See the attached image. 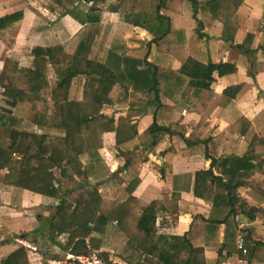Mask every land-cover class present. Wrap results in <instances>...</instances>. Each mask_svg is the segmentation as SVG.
<instances>
[{
	"label": "trees",
	"instance_id": "obj_1",
	"mask_svg": "<svg viewBox=\"0 0 264 264\" xmlns=\"http://www.w3.org/2000/svg\"><path fill=\"white\" fill-rule=\"evenodd\" d=\"M100 1L105 0H32L59 19L68 16L83 27L77 46L68 53L62 44L34 45L28 52L27 66L10 53L0 71L3 184L56 201L52 213L35 212L42 258L86 264L77 258L100 251L105 264H112L107 248L122 235L127 264H208L205 252L210 246H218L219 256L225 258L238 256L249 264L264 263V241L253 240V230L242 229L239 222L240 215L248 221L264 220L262 206H248L242 194L243 188L250 187L253 199L264 197V190L251 184L254 175H264V137L249 118L239 116L218 135L193 141L214 110H232L237 105L243 88L239 84L222 92L214 90L217 77L234 74L239 67L237 63L206 59V51L200 47L209 40L207 30L215 23L222 25L221 38L235 44L239 9L251 0H151L147 11H126L122 23L150 33L148 47L171 55L180 64L177 69L156 65L148 60V54L144 58L120 54L114 38L121 24L104 21L97 5ZM169 14L191 15L198 29L188 38L185 29L173 26ZM23 18L24 10L4 14L0 10V34L10 32ZM41 27L44 24L39 18L30 35H37ZM254 39L255 34L247 33L234 47L252 56L258 50L253 49ZM260 48L264 50V46ZM74 87L81 94L71 99ZM116 90L126 93L127 111L112 118L103 110L116 104ZM129 91L132 95L128 97ZM190 97L196 99L199 121L190 127L192 132L185 142L188 146L202 144L210 166L193 174L174 175L172 200L178 201L182 191L192 189L195 197L211 207L208 217H201L204 227L200 233L179 235L159 225L166 209L163 201L146 202L135 194L140 178L126 183L119 177L128 163L107 174L103 148L110 133L116 145L138 138L139 119L149 114L151 146L161 135H177L158 120V112ZM20 105L35 111L33 127L38 126L41 133L20 129L24 119L15 113ZM241 142L245 145L242 156L226 155ZM66 180L77 184L66 188ZM124 183L128 197L110 198L109 190ZM240 239L248 249L245 254L239 249ZM55 246L64 255L57 253ZM68 254L75 259H67ZM0 264H31L26 246L12 245L6 256H0Z\"/></svg>",
	"mask_w": 264,
	"mask_h": 264
},
{
	"label": "crops",
	"instance_id": "obj_2",
	"mask_svg": "<svg viewBox=\"0 0 264 264\" xmlns=\"http://www.w3.org/2000/svg\"><path fill=\"white\" fill-rule=\"evenodd\" d=\"M263 2L264 0H251L245 2L239 9L238 21L240 25L234 43H242L247 33L255 34L253 49L258 50L255 51L254 55L248 56L237 47H234L235 44H232V42L224 41L221 38L222 25L220 23L213 24V26L207 30L209 35V40L207 42L209 43L207 47L204 44L200 47L206 51V59H210L213 62L237 63L239 67V71L234 74L217 77L216 81L213 83L214 90L222 92L229 86L239 85L237 83L241 81L244 82L241 83L243 88L236 99L237 105L232 110L217 108L208 119V124L203 126L196 133L193 139L194 142L208 135H218L224 127L233 123L239 116L249 118L255 125L257 132L264 137V50L261 48L259 49V47L264 46ZM31 4L33 8L30 7V4L26 0H0V10L2 14L16 10H24L22 22L12 28L10 32L0 34V71L5 57L10 53L16 56L22 66H27L29 64V51L27 52L26 50H28L29 47L34 45L48 47L57 44H62L64 46L66 42L70 40L73 41L74 39L79 41L81 37L83 27L79 24L75 25L72 21H69L67 17L62 19L65 20L67 18L66 22L72 27L71 31H67L65 30L66 28L60 26L57 28L55 24H51L52 26L49 25L39 28L37 30V35H30L29 32L35 25L37 19L40 18L41 21L46 22L53 21L49 19L50 15L39 7L37 3L32 2ZM112 10L114 11L115 9ZM110 14L113 15L112 11H110ZM169 15L172 17L173 26L185 29L188 38L197 30L198 22L191 15ZM118 17L119 14L113 19V21H117L121 24L117 30L120 32L122 29L121 32L123 34L127 33L126 30L128 29L126 28L129 27L125 28L122 25V19ZM133 28L143 33L144 38L148 40V45V42L152 39V35L140 27ZM119 32L117 31V33ZM134 32L136 31H132L129 35ZM128 37H124L123 35L119 38L125 40ZM115 38L118 39V36L115 35ZM117 39L115 41V46L118 49ZM198 45L199 44H196L194 46ZM68 48L72 49V47ZM148 48L149 52H147L146 55L148 54L149 61L153 62L152 59L156 55L155 49L160 51L161 56L158 62L153 63L162 68H179V62L167 52L155 46ZM65 49L67 50V48ZM74 50H71V53H73ZM123 54L131 56L130 53H125L124 51ZM132 56L136 57L134 55ZM120 91L123 92L122 90ZM71 95H73V91H71ZM127 96H131L130 91ZM124 97H126L125 92L122 93L120 99L122 98L121 100H123ZM137 97L141 98L143 95L137 94ZM71 99L73 98L71 97ZM195 103L196 99L190 97L179 104H169L158 112V120L172 127L177 135H161L158 142L151 146L150 140L152 139V135H150V133L148 134L150 123L147 122L146 133L149 137L139 136L124 144L123 146L125 149L120 145H116L115 147L117 150L115 156L107 152L109 153L107 156H109V160L112 164L110 167V174L115 173L119 168L128 163V166L119 174V177L126 183H129L135 178H140L141 184L135 194L146 202H151L153 200L163 201L166 209L162 213V221L159 225L179 235L189 231L193 234L200 233L204 227L201 217H208L211 207L207 201L195 197L192 194V189L191 191H182L178 201L172 200L174 175L193 174L198 170L207 169L210 166V160L205 156V148L202 144L188 146L185 142V138L192 132L190 127L196 125L199 121V116L196 115L194 108ZM115 107L116 106L105 107L103 111L111 117L114 116L113 118H118L119 111H117L118 109ZM121 110H123V112L127 111V109L123 107ZM144 120L145 118L143 121ZM142 123L144 122H141L139 126ZM38 132L41 133L40 130ZM183 134L184 138L181 136ZM140 138H142V140ZM145 143H149L148 147ZM244 152L245 145L241 142L232 152L226 155L231 156L235 154L237 156H242ZM122 159L124 160L123 163H121ZM4 175L5 171L0 170V256H6L10 252L4 251L3 249L6 245H10L11 242H14V244H17V242H23V244L28 242V244L34 248L30 250L27 249L31 264H62L60 261H45L42 258L40 246L38 245L39 237L35 234L38 222L35 220V215L33 214L37 209L44 210L45 214L52 213L56 201H53L50 197L38 195L20 187L3 184ZM147 179L151 183V189L143 186V184H148ZM126 183L109 190L111 191L109 194L110 198L125 200L128 197V193L125 191ZM251 184L264 190V175L260 173L254 175ZM247 188L245 187L242 189V194L245 196L248 206H262L264 209V197L258 195V199H253L248 192H253L254 189L250 187ZM32 218L36 223L33 222L34 220ZM239 222L242 229L253 230V240L264 241V220L256 218L255 220L248 221L243 215H240ZM222 230L220 233V243L223 242ZM120 238L122 241L125 240L124 237L120 235L116 241ZM219 249L218 246L206 248L205 253L208 264H240V257L231 256L225 258L219 256ZM107 251L110 253V260L113 264H127L124 248L117 252L107 248ZM100 255V251H95L93 255L91 254L90 264H102V260L99 258L101 257ZM73 257V255L68 254L66 258L74 259L75 257ZM244 264L249 263L246 262ZM250 264L264 263L255 261Z\"/></svg>",
	"mask_w": 264,
	"mask_h": 264
},
{
	"label": "rangeland",
	"instance_id": "obj_3",
	"mask_svg": "<svg viewBox=\"0 0 264 264\" xmlns=\"http://www.w3.org/2000/svg\"><path fill=\"white\" fill-rule=\"evenodd\" d=\"M26 1L30 4V7L33 8L32 4H31L32 0L31 1L30 0H26ZM151 2H152L151 0H105V1L98 2L97 5L103 11V18H104L105 22L113 21V19H115V17L117 16V14H119L118 18L119 19L121 18L122 19L121 21L123 22V16L122 15L126 11H132V10L144 11V10H147L151 6ZM247 2H249V1H247ZM112 9H115L118 12H116L115 10L113 11ZM110 11H112L113 15L110 14ZM45 12L50 15L49 19H51L53 21L52 22L41 21V24H44V27H47L49 25L52 26L53 24H55L57 28L60 26V27L66 28L65 30H67V31H71L72 27L70 26L69 23L66 22L67 18H69V21H72L75 25H78L77 22H75L72 18H70L68 16H67V18L65 20H63L62 18L59 19L58 17L54 16L53 14H51V13H49L47 11H45ZM114 15H116V16H114ZM122 25L125 28L127 27L124 24H122ZM126 29H128V30H126L127 33L123 34L121 32L122 29H121L120 32H119V30H117L119 33H117V31L115 33L118 36V39L114 38V41H116V39H117V43H118L117 46L119 47L118 48L119 53L123 54V51H124L125 53H130L131 56L134 55L136 57H144L146 55V53L149 52V48H148V45H147V41L148 40L146 38H144L143 33L141 31L136 30L133 27L126 28ZM134 30L136 32H134V33L129 35V33H131ZM123 35H124V37L125 36H127V37L129 36V37L126 38L125 40L119 38V37H122ZM77 43H78V41L75 40V39L73 41L70 40V41L66 42V45H64V48H67L66 51L68 53H71V50L72 51L74 50V48L76 47ZM204 43H205V45L207 47L209 42L205 41ZM68 47H72V49H70ZM29 50H30V47L26 51L28 52ZM154 51H156V55L153 57L152 61L153 62H158L159 61V57L161 56L160 51L159 50L157 51L155 49H154ZM243 82L244 81H241V82H239L237 84H241ZM54 83L55 82H54V74H53L52 75V84L54 85ZM76 88L77 87H74L73 90H72L73 91V95H71L72 98L80 97L81 92L78 89H76ZM122 93L123 92H121L120 90H116V92L114 94L115 101H116V104L114 106H116L115 108L118 109L117 111H119V113H118L119 116L123 112V110H121V108L123 107L124 109H126V105H127L125 100H121L122 98L120 99V96L122 97ZM131 95H132V93H131ZM117 99H119V100H117ZM114 106H112V107H114ZM15 113L19 117H22L24 119L22 125L20 126V129L39 131V130H37V129H39L38 126L37 127H33L34 124L32 123V118H33V115H34L35 111L31 110L30 107H27V106H24V105H20V106L17 107ZM124 113H126V111ZM144 118H145V120L143 121ZM151 119H152L151 115H147V116H144V117L139 119V124L141 122H144V123H142L139 126V133H140L139 136L149 137V135H147V133H146L147 132V122L150 123L149 126L151 127ZM148 134H149V131H148ZM140 139L142 140V138H140ZM151 141L152 140H150V142ZM33 144H35V142ZM105 144L106 145L103 148L104 161H105V166L107 167V174H110V172H111V170H110L111 168L110 167L112 166V164H111V162L109 160V156H107V155H109V153H110L112 156H115L116 150H117V148L115 147L116 143L114 141V134L113 133H110V134L106 135ZM145 145L148 147L149 143H145ZM120 146L123 149H125V147L123 145H120ZM107 152H109V153H107ZM123 162H124V160L122 159L121 163H123ZM147 181H148V179H147ZM76 184L77 183L74 180H66L65 181V187L69 188V189H72ZM143 186L145 188L148 187V189L152 188L151 183L149 181H148V184H143ZM110 193H111V191H109V194ZM112 197H113V195H112ZM42 211H43V213H45L44 210L37 209V210H35L33 212V214L35 215V212H42ZM35 220H36V218H35ZM35 220L33 222L36 223ZM12 244H14V242H11L10 245H6L3 250L9 252L11 250V248H12ZM17 244L25 245L26 248L29 249V250L30 249H34L33 247L30 246V244H28V242H25L24 244H23V242L22 243H18L17 242ZM38 245L40 246V237H39V240H38ZM124 245H125V242L122 241L121 238H120V239H118V241L114 242L112 246H110V249H111V251L115 250V252H117L118 250L120 251L121 249H123ZM54 250L57 253H59V254H63V252L61 251V249L58 246H55ZM93 253H95V252H93ZM93 253H92V255H93ZM88 258L90 259V256H88ZM99 258L102 260V264L107 263V260H105L103 256H101ZM112 264H113V262H112Z\"/></svg>",
	"mask_w": 264,
	"mask_h": 264
},
{
	"label": "built area",
	"instance_id": "obj_4",
	"mask_svg": "<svg viewBox=\"0 0 264 264\" xmlns=\"http://www.w3.org/2000/svg\"><path fill=\"white\" fill-rule=\"evenodd\" d=\"M238 246L239 249H241L244 254L248 252V249L244 246L243 241L241 239L238 241ZM77 259L82 263L90 264V259L88 258V256H79ZM244 263L246 262L243 259H240V264H244Z\"/></svg>",
	"mask_w": 264,
	"mask_h": 264
}]
</instances>
